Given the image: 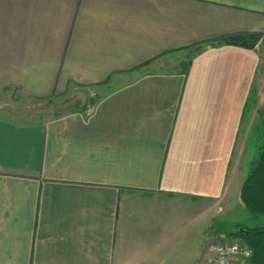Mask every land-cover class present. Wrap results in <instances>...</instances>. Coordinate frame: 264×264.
<instances>
[{
	"label": "crops",
	"instance_id": "1",
	"mask_svg": "<svg viewBox=\"0 0 264 264\" xmlns=\"http://www.w3.org/2000/svg\"><path fill=\"white\" fill-rule=\"evenodd\" d=\"M238 31L264 0H0V95L106 86L48 119L0 105V264H210L264 38L149 64Z\"/></svg>",
	"mask_w": 264,
	"mask_h": 264
},
{
	"label": "rangeland",
	"instance_id": "2",
	"mask_svg": "<svg viewBox=\"0 0 264 264\" xmlns=\"http://www.w3.org/2000/svg\"><path fill=\"white\" fill-rule=\"evenodd\" d=\"M194 48H189L183 52L182 59H187ZM260 63L258 65L254 85L257 92V97L248 103V110L242 121L239 132V143L244 147L242 154L240 172H247L252 160L255 158L257 146L264 143V42L259 47ZM171 57V56H170ZM169 56H162L155 59L149 64L150 69L157 70H178L177 59ZM106 86L88 87L75 94H62L53 96L49 99H35L23 96L14 89H6L0 95V105L3 110L10 112H18L23 115H31L39 118H52L69 112L71 108L80 109L84 105L89 104L91 98L98 97L103 93ZM243 177L241 178V180ZM241 203L240 200H237ZM236 199L229 201L232 207H235ZM230 206V208H231ZM237 206V205H236ZM224 207H226L224 205ZM225 230L231 231L236 224H246L248 226H264V214L253 213L248 211L241 203V208L237 206L235 210L227 211L225 209ZM219 226L215 223L214 228ZM237 238L238 237H233ZM245 263H248V258H245Z\"/></svg>",
	"mask_w": 264,
	"mask_h": 264
},
{
	"label": "trees",
	"instance_id": "3",
	"mask_svg": "<svg viewBox=\"0 0 264 264\" xmlns=\"http://www.w3.org/2000/svg\"><path fill=\"white\" fill-rule=\"evenodd\" d=\"M262 38H264V33L259 31H238L222 35L205 44L199 43L192 47L194 49L188 58L180 62V70L186 74L192 55L204 50L206 46L226 45L252 50ZM239 199L248 211L264 214V143L257 146L255 158L252 160L240 187ZM229 234L232 238L238 237L250 250L248 264H264V226L236 224Z\"/></svg>",
	"mask_w": 264,
	"mask_h": 264
},
{
	"label": "built area",
	"instance_id": "4",
	"mask_svg": "<svg viewBox=\"0 0 264 264\" xmlns=\"http://www.w3.org/2000/svg\"><path fill=\"white\" fill-rule=\"evenodd\" d=\"M216 244V245H224L225 248L222 250H215L213 249V257L210 264H216L217 260L220 259V264H234V261L239 258H249L250 256V250L246 246L244 242H242L240 239L233 238L231 240H213L210 243V246ZM238 245L239 252L236 255H228L227 252L231 251L230 245Z\"/></svg>",
	"mask_w": 264,
	"mask_h": 264
},
{
	"label": "clouds",
	"instance_id": "5",
	"mask_svg": "<svg viewBox=\"0 0 264 264\" xmlns=\"http://www.w3.org/2000/svg\"><path fill=\"white\" fill-rule=\"evenodd\" d=\"M221 239H223V237H221ZM228 247H230V249H231V251H229V252L226 253L228 255H236L239 252L238 245L233 244V245H230ZM224 248H225L224 245H216V244H213V245L210 246V251L213 250V249H215V250H222ZM216 264H220V259L217 260ZM225 264H226V262H225Z\"/></svg>",
	"mask_w": 264,
	"mask_h": 264
}]
</instances>
